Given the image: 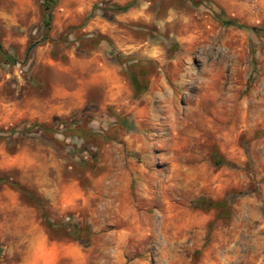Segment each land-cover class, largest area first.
Here are the masks:
<instances>
[{
    "label": "rangeland",
    "instance_id": "rangeland-1",
    "mask_svg": "<svg viewBox=\"0 0 264 264\" xmlns=\"http://www.w3.org/2000/svg\"><path fill=\"white\" fill-rule=\"evenodd\" d=\"M43 3L0 0V264H264V0Z\"/></svg>",
    "mask_w": 264,
    "mask_h": 264
},
{
    "label": "trees",
    "instance_id": "trees-1",
    "mask_svg": "<svg viewBox=\"0 0 264 264\" xmlns=\"http://www.w3.org/2000/svg\"><path fill=\"white\" fill-rule=\"evenodd\" d=\"M53 5H54V0H44L43 9H42V12H43L42 20H43V24H44L45 29L49 28L50 21H51V8ZM231 22H233V21L223 20V23H225V24H230ZM0 58H3L5 62L12 61V58L9 55L4 53L1 45H0ZM130 80H131L132 85L134 86V91L136 93H140L141 90L138 89L137 80L133 76L130 77ZM143 90H145V89H143ZM214 164L218 165V164H220V161L216 160L214 162Z\"/></svg>",
    "mask_w": 264,
    "mask_h": 264
}]
</instances>
